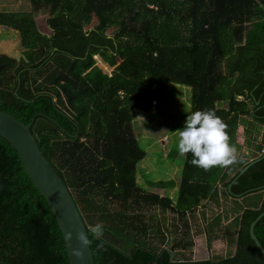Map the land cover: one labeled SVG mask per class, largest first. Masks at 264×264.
Here are the masks:
<instances>
[{"label": "trees", "instance_id": "obj_1", "mask_svg": "<svg viewBox=\"0 0 264 264\" xmlns=\"http://www.w3.org/2000/svg\"><path fill=\"white\" fill-rule=\"evenodd\" d=\"M30 2V11H0V26L17 32L33 55L26 65L0 53V110L34 122L44 157L86 224L105 230L89 232L95 264H264L250 235L264 212L263 145L251 159L237 156L208 171L193 166L189 153L173 200L139 186L147 152L134 127V112L165 113L172 84L190 88L192 112L212 110L223 120L235 148L240 126L264 127V0ZM38 13L49 15L51 35L39 29ZM97 55L113 63L111 74L93 68ZM220 183L242 202L235 253L192 260L166 248L164 225L148 210L186 219L219 198ZM255 234L264 248V217ZM0 264H70L51 207L1 136Z\"/></svg>", "mask_w": 264, "mask_h": 264}, {"label": "rangeland", "instance_id": "obj_2", "mask_svg": "<svg viewBox=\"0 0 264 264\" xmlns=\"http://www.w3.org/2000/svg\"><path fill=\"white\" fill-rule=\"evenodd\" d=\"M2 10L30 11L32 5L30 0H0V11ZM48 16L43 13L36 16L38 27L44 34H52L46 23ZM96 24L97 19L94 18L92 26ZM117 30L116 27L111 28L108 34H115ZM0 53L26 65L33 61L32 52L22 47L18 33L1 26ZM96 58L98 60L93 68L96 66L97 70L103 71L106 68V74H111L115 69L106 57L98 55ZM191 105L190 88L172 84L164 114L134 112L135 134L141 147L147 152L145 159L138 164V184L149 192L173 200L177 198L185 161V157L178 153L176 131L183 128L187 115L192 113ZM245 120L253 122L251 117H246ZM250 125L249 129L245 125L238 128V157L251 159L256 150L258 151V145H263L264 148V127L258 124ZM223 190V183H220L219 198L203 202L197 210L188 214L186 219H180L171 212L163 213L156 208L149 209L148 215L157 214L164 225L162 229L167 234L165 247L181 250L192 260H219L233 255L237 247L238 230L235 217L239 216L242 202L227 197ZM151 239L154 238L151 236ZM153 242L158 244L159 239L155 238ZM185 244L186 247H183Z\"/></svg>", "mask_w": 264, "mask_h": 264}, {"label": "water", "instance_id": "obj_3", "mask_svg": "<svg viewBox=\"0 0 264 264\" xmlns=\"http://www.w3.org/2000/svg\"><path fill=\"white\" fill-rule=\"evenodd\" d=\"M33 123L25 125L0 110V136L17 151L29 177L51 207L65 239L69 263L95 264L89 232L102 237L105 230L86 224L69 188L44 157L32 133ZM232 185H229V190ZM263 217L264 212L251 224L250 235L264 255V248L255 234L256 224Z\"/></svg>", "mask_w": 264, "mask_h": 264}, {"label": "clouds", "instance_id": "obj_4", "mask_svg": "<svg viewBox=\"0 0 264 264\" xmlns=\"http://www.w3.org/2000/svg\"><path fill=\"white\" fill-rule=\"evenodd\" d=\"M176 132L178 153L181 157L191 153L190 163L193 166L208 171L237 162V149L230 143L227 125L212 110H197L188 114L183 128Z\"/></svg>", "mask_w": 264, "mask_h": 264}, {"label": "crops", "instance_id": "obj_5", "mask_svg": "<svg viewBox=\"0 0 264 264\" xmlns=\"http://www.w3.org/2000/svg\"><path fill=\"white\" fill-rule=\"evenodd\" d=\"M52 33V32H51ZM48 35H51V34H48Z\"/></svg>", "mask_w": 264, "mask_h": 264}]
</instances>
